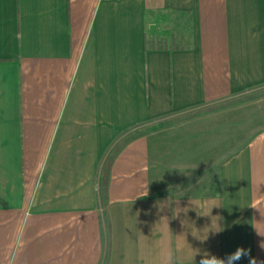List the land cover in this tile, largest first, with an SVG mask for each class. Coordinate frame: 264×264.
Wrapping results in <instances>:
<instances>
[{"label":"crops","instance_id":"crops-1","mask_svg":"<svg viewBox=\"0 0 264 264\" xmlns=\"http://www.w3.org/2000/svg\"><path fill=\"white\" fill-rule=\"evenodd\" d=\"M263 88L264 0H0V264L264 262Z\"/></svg>","mask_w":264,"mask_h":264},{"label":"rangeland","instance_id":"rangeland-1","mask_svg":"<svg viewBox=\"0 0 264 264\" xmlns=\"http://www.w3.org/2000/svg\"><path fill=\"white\" fill-rule=\"evenodd\" d=\"M163 17H158L152 19L149 24V35L158 36L157 39H163V26L164 20ZM172 34L179 33L176 30L171 31ZM169 33V32H168ZM234 103L231 104L232 108H238V114H243V117L247 120L250 118V121L253 124L264 125V88L263 90H256L250 93V95H242L233 100ZM238 121V120H237ZM220 121L212 120L204 122L201 127L190 128L186 131V135L182 138L181 142H189L187 151L192 153L195 151L200 157L212 155L214 147L212 145L213 141L216 138V135H213V130H216V125ZM247 125H249L247 123ZM256 125L250 126L248 129H253ZM201 132V133H200ZM249 133V132H248ZM246 133V134H248ZM184 148L182 146L180 149ZM213 149V150H211ZM183 150V149H182ZM185 159H188V155H185Z\"/></svg>","mask_w":264,"mask_h":264},{"label":"clouds","instance_id":"clouds-1","mask_svg":"<svg viewBox=\"0 0 264 264\" xmlns=\"http://www.w3.org/2000/svg\"><path fill=\"white\" fill-rule=\"evenodd\" d=\"M176 190L179 191L180 189H176ZM181 199L175 200V201H172L170 199V203L171 202H179ZM191 204L194 205L192 202H191ZM163 207H164V205H161V208H163ZM214 207H218V206H214ZM213 208L211 209V212H212ZM196 210L198 211V215L199 216H210V215H201L200 214L201 209L198 206H196ZM188 211H189L188 208H182V209L177 208V209L174 210L173 218H176V216L179 215L180 212H183V213L187 214ZM182 224L186 225L187 228L191 229L192 236L195 237L196 239L200 240L201 242H204V241L208 240L209 233H219V232H221V231H218L215 228H213V226H212L213 225V219H212L211 227L210 228H205L203 230L202 234H201V232L199 230H197L195 228L194 224H189L187 220L182 221ZM190 225L194 227L195 232L193 231L192 227H189ZM262 247H264V245H262ZM193 251L196 253L195 257L197 255L201 256V259L199 260V264H239V262L243 258H248L249 259V264H258L256 258L251 257V250L250 249H245L243 247L237 248L235 252H233L231 254H228V255H226L223 258H218L216 255H214V254H212V253H210L208 251H204L202 253L198 249L197 250H193ZM195 257H194V264H195ZM261 264H264V262H261Z\"/></svg>","mask_w":264,"mask_h":264}]
</instances>
